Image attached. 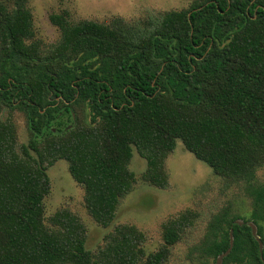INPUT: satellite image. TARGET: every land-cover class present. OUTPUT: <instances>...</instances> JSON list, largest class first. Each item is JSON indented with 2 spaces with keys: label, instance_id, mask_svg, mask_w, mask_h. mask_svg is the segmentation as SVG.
I'll return each mask as SVG.
<instances>
[{
  "label": "trees",
  "instance_id": "trees-1",
  "mask_svg": "<svg viewBox=\"0 0 264 264\" xmlns=\"http://www.w3.org/2000/svg\"><path fill=\"white\" fill-rule=\"evenodd\" d=\"M28 0H0V264H166L198 218L186 209L164 221L148 254L146 235L119 225L95 251L68 208L47 219V170L64 160L100 227L115 219L136 182L133 149L145 184L169 185L165 160L176 140L227 184L245 183L248 219L223 209L191 251L202 264H264V0H191L190 7L134 22L71 24L42 53ZM13 113L24 116L20 143ZM262 242L259 245L251 227ZM231 244V245H230Z\"/></svg>",
  "mask_w": 264,
  "mask_h": 264
},
{
  "label": "rangeland",
  "instance_id": "rangeland-1",
  "mask_svg": "<svg viewBox=\"0 0 264 264\" xmlns=\"http://www.w3.org/2000/svg\"><path fill=\"white\" fill-rule=\"evenodd\" d=\"M10 1V0H5ZM191 0H28L32 14L33 38L26 43H37L42 53L54 47L61 32L49 22V15L66 12L69 23L92 21L107 24L120 17L134 22L147 16H158L168 11H180L190 7ZM20 143L28 142L29 134L25 118L20 113L11 115ZM146 163L133 149L129 169L136 182L132 191L124 196L117 207L116 216L107 228L98 226L87 214L83 205V189L70 177L67 163L57 160L48 170L50 191L44 199L47 219L60 208H68L76 214L86 229V248L95 251L104 243V237L115 226L130 225L146 235V254L157 250L162 243L161 224L186 209L196 211L198 218L182 241L172 248L166 264H202L197 252L191 251L204 237L208 222L223 209L230 214L248 219L251 213V197L245 183H226L213 174L211 168L185 150L182 142L165 160L169 185L160 190L142 182ZM255 185L264 186V168L256 174ZM263 229L264 222L260 223Z\"/></svg>",
  "mask_w": 264,
  "mask_h": 264
},
{
  "label": "water",
  "instance_id": "water-1",
  "mask_svg": "<svg viewBox=\"0 0 264 264\" xmlns=\"http://www.w3.org/2000/svg\"><path fill=\"white\" fill-rule=\"evenodd\" d=\"M250 227H251V231H252V235L255 237V239L257 240L258 242V245H259V252H260V256L262 257V248H263V245H262V242L261 240L259 239V237L256 235V228L253 224H249ZM231 245V244H230ZM230 249H228L224 254L220 255L217 259H216V262L215 264H221L222 262V259L229 253Z\"/></svg>",
  "mask_w": 264,
  "mask_h": 264
}]
</instances>
